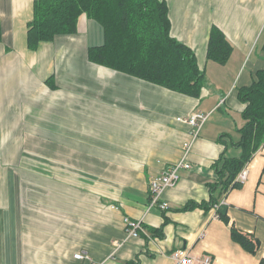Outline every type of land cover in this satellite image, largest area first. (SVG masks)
Segmentation results:
<instances>
[{
	"label": "crops",
	"instance_id": "1",
	"mask_svg": "<svg viewBox=\"0 0 264 264\" xmlns=\"http://www.w3.org/2000/svg\"><path fill=\"white\" fill-rule=\"evenodd\" d=\"M34 1L0 0V155H46L48 173L35 180L7 177L1 159L0 264H176L177 250L199 261L208 256L210 264H258L264 258V145L246 164L241 189L218 199L226 222L214 208H180L208 201L217 180L213 163L221 154H241L233 146L244 123L237 90L264 70V0H164L171 36L194 52L205 73L199 98L88 62L87 48L101 45L103 34L84 15L76 33L30 51L26 33ZM212 26L232 47L225 65L206 59ZM232 54L238 59L229 68ZM85 99L103 114L90 116L89 125L71 123L67 109ZM195 112L207 119L192 138L182 118ZM50 120L53 126L41 132ZM21 121L30 122V132L17 136ZM104 128L112 133L103 134ZM186 142L190 169L162 192L167 209L149 208L150 177L180 161ZM125 218L140 221L144 234L127 238ZM232 227L256 241L254 253L232 240ZM77 253L84 259H74Z\"/></svg>",
	"mask_w": 264,
	"mask_h": 264
},
{
	"label": "trees",
	"instance_id": "2",
	"mask_svg": "<svg viewBox=\"0 0 264 264\" xmlns=\"http://www.w3.org/2000/svg\"><path fill=\"white\" fill-rule=\"evenodd\" d=\"M81 15L97 22L103 34L101 45L87 48L88 62L181 95L200 97L206 83L205 73L198 68L194 52L171 36L164 0H35L33 18L27 26V48L34 51L39 43L76 33ZM231 53L232 47L222 31L212 26L206 59L225 65ZM52 80V77L46 80L48 86ZM237 97L244 104L241 112L244 123L237 130L239 141L233 146L240 148L241 154L236 158L221 154L212 165L217 180L209 186L208 201H189L181 211L195 208L209 211L217 205V217L227 221L226 208L218 199L233 189H241L242 183L236 181V176L264 145V70L256 72L250 86L239 88ZM230 232L232 240L246 252H255L256 241L233 227ZM124 264L139 262L130 260ZM258 264H264V258Z\"/></svg>",
	"mask_w": 264,
	"mask_h": 264
},
{
	"label": "built area",
	"instance_id": "3",
	"mask_svg": "<svg viewBox=\"0 0 264 264\" xmlns=\"http://www.w3.org/2000/svg\"><path fill=\"white\" fill-rule=\"evenodd\" d=\"M207 116L200 112H195L188 117L182 118V121L193 129L192 138L197 137L198 131L200 130L201 125L206 121ZM178 121L181 118L177 119ZM191 142H186L183 145L184 155L180 161L177 163L168 165L160 174L157 176H151L148 182V207H157L160 210L167 209V204L160 201L162 192L173 187L179 179V172L181 170L190 169V164L186 161V156L190 150ZM247 177V168L246 166L238 173L236 176V181L243 183ZM215 210L217 205L213 207ZM216 215V214H215ZM217 217V215H216ZM125 224V234L127 238L137 237L140 234H144V228L140 221L130 220L128 218L124 219ZM76 260L84 259V256L81 253H77L73 256ZM173 260L176 264H210L211 258L208 256L203 257L202 261L191 259L188 256V253L183 250H177L173 253Z\"/></svg>",
	"mask_w": 264,
	"mask_h": 264
},
{
	"label": "rangeland",
	"instance_id": "4",
	"mask_svg": "<svg viewBox=\"0 0 264 264\" xmlns=\"http://www.w3.org/2000/svg\"><path fill=\"white\" fill-rule=\"evenodd\" d=\"M77 30V29H76ZM230 59V58H229ZM237 56L235 54H232L231 62L229 63L228 67L232 68V65H234L235 61L237 60ZM226 76H224L225 78ZM49 86L51 85V82L49 83ZM90 100L85 99L81 102L79 100H73L71 106L67 109V111L70 114L71 117V123L75 124H85L89 125L94 121V119L90 118V116L95 114L102 115L103 112L100 110L99 106H95L94 104H89ZM62 112V111H60ZM86 114L87 119L84 120L82 118V115ZM11 120L14 121V118H16V110L15 105L13 104L11 106ZM54 116V115H52ZM29 117V113H28ZM102 121V119H99ZM80 121V122H79ZM54 121L50 122H44L43 123V129L40 130L41 132L46 133L48 131L49 126H53ZM26 125V127H25ZM30 122H22L21 126L17 131H14L15 135H19L22 132L29 133ZM21 127H25V130H22ZM103 134H111L112 130L109 128H104L101 130ZM14 143V142H13ZM6 159V171H7V177H12L14 179L22 180V179H32L35 180L38 175L46 176L48 173V163L46 160V155H44L42 158H40L36 154H7V155H0V162L1 159ZM29 186H18V188H28ZM40 194H45V191H41Z\"/></svg>",
	"mask_w": 264,
	"mask_h": 264
}]
</instances>
